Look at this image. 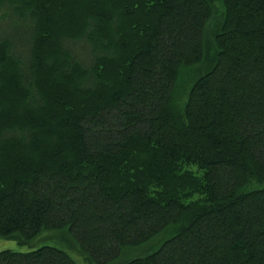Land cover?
Wrapping results in <instances>:
<instances>
[{"label": "trees", "instance_id": "trees-1", "mask_svg": "<svg viewBox=\"0 0 264 264\" xmlns=\"http://www.w3.org/2000/svg\"><path fill=\"white\" fill-rule=\"evenodd\" d=\"M217 1L0 0L1 239L264 264V0Z\"/></svg>", "mask_w": 264, "mask_h": 264}, {"label": "rangeland", "instance_id": "rangeland-1", "mask_svg": "<svg viewBox=\"0 0 264 264\" xmlns=\"http://www.w3.org/2000/svg\"><path fill=\"white\" fill-rule=\"evenodd\" d=\"M217 12L214 17V23L218 20L217 17L221 13L220 4L217 0H215ZM216 18V19H215ZM208 50L211 55V52H213L212 49V42L209 41ZM68 235L67 232L63 231H56L50 232L45 231L42 235L38 236L37 238L33 239L31 243L29 244H20L14 240H4L0 238V252L1 251H14L17 253H25V252H31L32 250L42 248L43 246H49L52 248H57L62 250L63 252H67L71 258L77 262L78 264H88L86 260L81 256L79 251H76V249L72 246H70L68 242Z\"/></svg>", "mask_w": 264, "mask_h": 264}]
</instances>
